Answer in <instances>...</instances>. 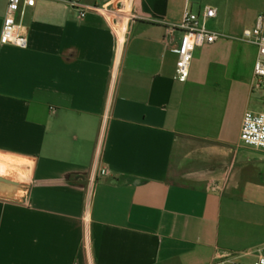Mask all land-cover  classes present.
I'll list each match as a JSON object with an SVG mask.
<instances>
[{
	"label": "crops",
	"instance_id": "1",
	"mask_svg": "<svg viewBox=\"0 0 264 264\" xmlns=\"http://www.w3.org/2000/svg\"><path fill=\"white\" fill-rule=\"evenodd\" d=\"M66 1L18 15L27 49L0 43V264H253L264 151L240 143L257 48L238 38L264 0H138L120 62L106 18ZM205 6L223 37L179 82L166 27Z\"/></svg>",
	"mask_w": 264,
	"mask_h": 264
},
{
	"label": "built area",
	"instance_id": "2",
	"mask_svg": "<svg viewBox=\"0 0 264 264\" xmlns=\"http://www.w3.org/2000/svg\"><path fill=\"white\" fill-rule=\"evenodd\" d=\"M59 1V0H57ZM36 0H8L7 11L4 18L0 43L19 49H27L29 44L28 32L18 20L24 8L34 7ZM77 12L78 18L83 20L88 13L102 14L109 22L117 42V62H120L126 44L132 34L134 25L140 21H148L149 16L141 15L137 11L138 0H120L119 7L94 6L83 0L66 1ZM217 17V10L205 6L200 13L186 10L179 23L168 24L164 42L174 43V34L179 32L181 37L177 44L178 60L176 64V79L186 82L189 78L194 53L197 49L214 44L223 35L207 28V23ZM239 41L254 45L257 56L254 64L251 94L264 99V16H259L254 28L243 32ZM240 143L244 147L264 151V111L254 112L248 110L242 120ZM100 176L110 174L109 169L103 167ZM213 264H235L218 260ZM253 264H264V256H259Z\"/></svg>",
	"mask_w": 264,
	"mask_h": 264
},
{
	"label": "rangeland",
	"instance_id": "3",
	"mask_svg": "<svg viewBox=\"0 0 264 264\" xmlns=\"http://www.w3.org/2000/svg\"><path fill=\"white\" fill-rule=\"evenodd\" d=\"M250 28V27H249ZM209 29L214 31V25L210 24ZM249 109L254 112H262L264 111V99L259 98L258 96L254 95L253 100L251 101L249 105ZM262 209L264 210V201L259 204ZM264 256V252L262 253ZM245 264H249L248 260L242 261Z\"/></svg>",
	"mask_w": 264,
	"mask_h": 264
}]
</instances>
